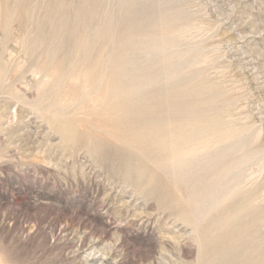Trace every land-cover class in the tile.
Masks as SVG:
<instances>
[{
	"label": "rangeland",
	"instance_id": "1",
	"mask_svg": "<svg viewBox=\"0 0 264 264\" xmlns=\"http://www.w3.org/2000/svg\"><path fill=\"white\" fill-rule=\"evenodd\" d=\"M77 3L0 0V264H200L209 255L196 228L212 219V236L240 232L223 239L224 261L264 264V0H179L178 44L132 52L134 68L157 74L142 90L162 95L168 113L181 107L177 123L166 122L195 128L181 142L197 143L219 176L200 196L160 170L167 197L127 168L111 135L112 149L93 152L59 127L107 130L91 109L101 93L81 74L97 45L102 54L114 45L101 30L118 3L100 1L75 50Z\"/></svg>",
	"mask_w": 264,
	"mask_h": 264
},
{
	"label": "bare ground",
	"instance_id": "2",
	"mask_svg": "<svg viewBox=\"0 0 264 264\" xmlns=\"http://www.w3.org/2000/svg\"><path fill=\"white\" fill-rule=\"evenodd\" d=\"M100 1L78 0V5H75L76 10L73 16V23L75 28L77 27L73 44L75 50L88 40L90 29L88 23L97 13ZM115 1L118 3L117 16L109 15L101 30L104 36H101L102 39L105 38L109 41L110 36H113L114 45L109 47L110 49L104 54L99 52L104 44L97 45L100 48H96V52L92 48V54L93 52L94 54L90 58H86L81 74L83 83L92 89V93H101L100 101L94 99V105L90 107L96 115L98 114L95 123L107 130L99 135L79 132L75 130L74 123L67 120L60 123V129L71 140H85L87 147L93 152L112 149L106 142L108 138L106 135H111L120 141L122 145L116 146V152L127 155L128 161L123 162H127V168L131 172L146 176L145 187L147 190H160L162 196H168L166 191L168 189L161 182L162 179L158 174V171L161 170L169 173L172 182L181 189L197 188L199 191L197 193L200 196L213 191L218 184L219 176L217 172L209 170L211 167L209 157L198 154L199 146L197 143L190 141L187 144H182L181 142L182 140L189 141L196 133L195 128L190 127L191 131L186 133L185 127L178 129L168 125L169 122H166L168 120L172 122L179 120L181 107L175 102L174 107L178 112L168 113L162 110V103L165 98L157 94V99L153 100L150 92L142 90L153 84V75H157L156 71L141 72L134 68L130 62L133 50L154 49L159 51L178 44L177 39L171 35L175 33L177 27L183 25L181 21L183 19L179 15L181 13L178 6L179 0ZM50 11L52 8L49 7L47 12ZM37 42L35 39L34 44ZM91 46L93 45L91 44ZM91 68L94 70L92 71ZM128 78H131L132 81ZM142 157L155 164L157 170L151 169L141 160ZM227 161H229L228 164L231 162L230 160ZM175 188L177 189V187ZM186 198L191 199L188 194ZM250 218L245 221L250 220ZM217 223L218 219H212L211 223L196 228L201 251L204 255H209L200 264H243L236 260H223L222 257L225 254L223 250L227 246L223 239L228 238L230 241L231 239H238L240 232L229 230L220 237L218 235L217 237L212 236L211 231Z\"/></svg>",
	"mask_w": 264,
	"mask_h": 264
}]
</instances>
